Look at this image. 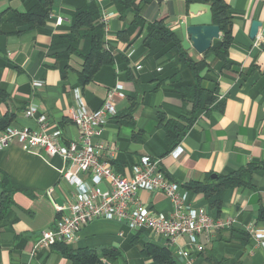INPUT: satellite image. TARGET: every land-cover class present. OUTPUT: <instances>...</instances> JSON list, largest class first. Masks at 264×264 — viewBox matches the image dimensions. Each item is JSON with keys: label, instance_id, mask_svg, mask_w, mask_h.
<instances>
[{"label": "crops", "instance_id": "0c3cea01", "mask_svg": "<svg viewBox=\"0 0 264 264\" xmlns=\"http://www.w3.org/2000/svg\"><path fill=\"white\" fill-rule=\"evenodd\" d=\"M96 1L102 13L110 14L103 46L113 62L84 83L78 76L82 59L75 54L59 59L50 44L54 35L69 32L75 13L90 0H53L45 24L35 29L1 24L0 128L35 127L34 119L23 114L32 104L47 117L49 127L61 130L66 141L76 139L78 130L70 121V109L84 106L94 110L109 90L119 86L112 98L116 112L105 120L101 134L106 144L101 159L120 175L129 177L132 165L142 156L158 159L166 178L181 186L191 181L206 182L212 179L211 174H228L249 165L253 169L250 185L226 189L219 209L210 208L201 193L182 187L187 203L206 207L213 217L234 219L229 227L200 234L203 248L193 252L190 260L178 254L181 249L192 250L185 236L168 243L150 231H132L123 223L106 219L81 226L69 246L97 251L104 247L118 249L121 256L112 263L102 258L109 264H151V258L140 253L146 241L168 246L179 264H264V245L249 232V227L264 229V0H223L232 22L228 65L208 56V66L200 73L202 76L208 70L201 85L214 93L216 101L207 111L196 114L184 136L171 147L165 140L164 124L170 119L186 124L185 108L173 85L160 81L167 72L166 57L147 54L144 29L142 25L133 27V21L136 14L145 25L163 20L181 40L178 22L188 18V6L193 2L135 0L136 7ZM33 2L0 0V13H22ZM252 21L260 22V42L249 37ZM78 47L87 51L89 40L82 39ZM185 51L194 61L203 57L193 48ZM180 76L183 84L193 82L187 68ZM35 81L41 84L33 85ZM62 164L59 156L32 154L16 143L0 149V172L17 187L0 221V264H72L54 248L33 250L41 231L53 226L58 216L55 206L71 204L75 199L76 188L61 179ZM81 178L89 183L87 175ZM99 186L107 187L105 182ZM2 191L0 184V197ZM138 196L155 211L166 213L172 208L161 191L140 190Z\"/></svg>", "mask_w": 264, "mask_h": 264}, {"label": "built area", "instance_id": "2783aa9c", "mask_svg": "<svg viewBox=\"0 0 264 264\" xmlns=\"http://www.w3.org/2000/svg\"><path fill=\"white\" fill-rule=\"evenodd\" d=\"M109 16L104 12L101 15L104 27ZM260 40L256 37V42ZM40 84L41 81L33 83ZM119 88L115 86L109 90L102 104L94 110L84 106L70 109V121L78 130L76 139L66 141L61 130L49 127L47 117L32 104L26 106L23 114L34 119L35 127L7 125L0 131V149L16 143L32 154L59 156L63 163L59 170L61 179L76 188L73 203L55 206L58 216L52 227L41 231L33 250L49 249L57 243L71 245L81 226L95 219H106L123 223L132 231H150L168 243L185 236L187 246L192 250L181 249L178 254L190 260L193 252H200L203 248L199 242L200 234L209 235L229 227L234 219L213 217L206 207L187 203L182 186L166 178L158 159L140 157L132 165L129 177L120 175L101 159L106 148L101 134L105 120L116 112L112 98ZM82 175L88 176L89 183L82 180ZM101 182L106 183L105 189L100 188ZM140 190L161 191L171 201V210L164 213L151 209L140 200ZM249 232L264 245V229L249 227Z\"/></svg>", "mask_w": 264, "mask_h": 264}, {"label": "trees", "instance_id": "16d2710c", "mask_svg": "<svg viewBox=\"0 0 264 264\" xmlns=\"http://www.w3.org/2000/svg\"><path fill=\"white\" fill-rule=\"evenodd\" d=\"M110 1L124 6L138 5L135 0ZM141 1L147 2L150 0ZM188 2L209 3L211 5L212 22L219 26L221 32V37L213 40L210 48L203 53V57L198 61L191 59L187 52L183 50L181 40L171 28L166 26L163 20H154L147 22L145 25L140 16L136 14L133 21V27L142 25L144 29L143 44L146 47L147 54H160L166 57L167 72L160 81L162 83L169 82L173 85L174 91L179 95L185 108L186 124L183 125L175 119L167 120L164 124L165 140L170 147L177 144L184 136L199 111H207L215 103L216 96L214 93L201 85L202 79L208 76V70L202 76L200 73L208 66L206 61L208 56L221 60L223 65H228V47L232 39L231 12L223 0H188ZM52 4L53 0H34L31 7L25 12L3 11L0 13V26L4 23H10L13 26L25 27L26 29L41 27L49 16ZM101 15L102 10L98 2L90 0L85 8L75 13L69 32L54 35L51 40L50 49L57 58L68 59L69 55L75 54L82 59V68L78 73L79 80L82 83L89 81L102 66L110 65L113 62V56L103 46L104 24L101 21ZM82 39L89 40L87 51H82L78 47L79 41ZM184 68L190 71L193 78L192 83L183 84L180 82V72ZM2 95L3 93L0 91V97ZM188 105L189 108H186ZM1 125H3L2 122H0ZM6 126H2L0 131ZM252 169L253 166L249 165L239 171L219 174L206 182L191 181L183 184L182 187L195 193H201L210 208L219 209L226 189L233 186L250 185ZM0 174H2L0 184L3 188L0 197L1 221L11 206V194L17 187L7 175L1 172ZM50 248H54L62 256L68 258L72 264H104L102 258L112 263L121 256L120 251L112 247H104L97 251L92 248H72L68 244L57 243ZM140 253L151 258V264H179L177 257L168 246L152 241L144 242Z\"/></svg>", "mask_w": 264, "mask_h": 264}, {"label": "water", "instance_id": "95a60500", "mask_svg": "<svg viewBox=\"0 0 264 264\" xmlns=\"http://www.w3.org/2000/svg\"><path fill=\"white\" fill-rule=\"evenodd\" d=\"M188 13L187 19L178 22L181 46L184 50L193 48L198 53H204L210 48L212 41L220 36L219 26L212 22L211 5L193 2L188 6ZM259 25V21H252L249 33L251 39L257 37ZM210 177L215 178L216 175L211 174ZM104 264L109 263L105 262Z\"/></svg>", "mask_w": 264, "mask_h": 264}]
</instances>
